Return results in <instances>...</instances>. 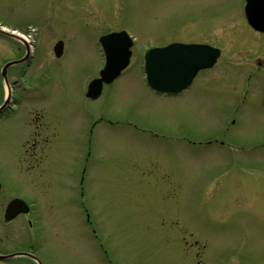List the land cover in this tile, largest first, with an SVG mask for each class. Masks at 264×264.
Returning <instances> with one entry per match:
<instances>
[{"label": "rangeland", "instance_id": "374dc122", "mask_svg": "<svg viewBox=\"0 0 264 264\" xmlns=\"http://www.w3.org/2000/svg\"><path fill=\"white\" fill-rule=\"evenodd\" d=\"M235 1L0 0V20L5 25L28 30L29 39L27 25L37 29L33 61L19 67L22 78L36 73L42 58L53 64L51 85L26 94L19 116L24 122L29 109L35 110L41 121L51 118L56 126L58 138L49 135L46 154L32 156L36 171L17 169L22 129L7 122L0 127V160L24 185L32 180L38 192L43 189L52 231L48 240L52 264H100L98 257L105 264L87 226L81 224L80 197L67 176L77 159L72 141L83 126L88 130L94 118L103 119L94 128L93 149L99 160L93 171L99 185L95 179L96 197L90 201L85 195L84 206L89 211L93 207L92 217L104 229L100 237L111 260L116 264H264V148L248 150L254 134L264 135V117L253 110L259 105L248 104L237 125L228 129L232 139L247 140L242 150L230 152L191 142L206 138L215 123L221 124V112L209 111L207 100L213 96L212 101L232 105L223 91L207 99L206 79L212 77L208 74L183 97L152 92L137 67L105 85L95 101L84 94L102 62L92 37L108 23L131 25L145 38L172 35L177 26H202L213 29L203 38L220 44L226 59L236 49L259 53L261 41L252 44L238 31L242 19ZM225 11L230 18L239 13L238 18H222L216 25L214 20ZM58 38L65 47L56 59L52 46ZM13 44L0 35V64L18 54ZM246 57L221 61L213 69L219 74L227 69L228 89ZM263 77L264 73L258 76V82ZM23 79L17 80L20 85Z\"/></svg>", "mask_w": 264, "mask_h": 264}, {"label": "flooded vegetation", "instance_id": "af4514ba", "mask_svg": "<svg viewBox=\"0 0 264 264\" xmlns=\"http://www.w3.org/2000/svg\"><path fill=\"white\" fill-rule=\"evenodd\" d=\"M220 5L223 10V4L221 3ZM235 6L236 9L240 10L239 13L242 19L241 25H238L240 26L238 31L243 33L244 36L249 37L244 39L252 44H256L261 41L259 53L257 51L252 52L248 48V50L245 51L242 49H236L230 51L229 54L227 53L229 59H226V53L223 52V47L220 44L208 42L207 40H204L205 38H203L206 37L205 35L208 32L213 31V29H207L202 26H185L182 28L177 26V32H174L172 35H164L157 38H145L141 36L139 30L131 25H127L125 23L112 25L108 23L104 29L93 35L92 39L94 41L99 40V44L101 42L110 44L130 43V46L127 47L129 51V62H131L132 59H141L142 57L141 48L134 46V44L144 45L153 43L157 45H165L169 43H197L210 45L216 48L218 50V54L214 63L212 66L202 68L196 72L188 92H190L195 86L198 87L199 82H202L204 79L203 76L208 74L212 77H208L206 79L207 85L205 89L208 93L206 95L207 99H209V97L213 94L220 95L223 91L224 97L232 100V105L230 106L225 104L223 100L216 99L212 101L213 96L211 100H207L208 104H206L209 105L210 111H213L215 108L216 111L221 112L219 120L221 121V124L217 126V123H215V131L213 132L214 136H211V139L207 140V142L209 144H214L217 147L226 149L227 151L235 152L242 150L241 147L245 144L243 142H247V140L244 139L241 143H239L237 139H232L230 137L231 133L228 129L237 125L238 115L242 111L245 112L244 109L246 106L248 107V104L253 103L255 106L259 105V110H253L258 111L264 117V105L260 100V93L264 88V77L259 80V82L257 80V77L264 73V52H262L264 50V47L262 48L264 31L255 29L246 21L245 15L242 12L244 0H236ZM239 13L233 14L230 18V15L228 16V12L225 11L221 18L214 20V23L217 25V22L222 18L228 20L229 18L231 20L236 19L238 18ZM122 30L125 31L126 35L122 33ZM110 33H120L121 36L119 35L109 39H101L100 41V38ZM127 36L129 38H127ZM254 36H257L258 38H252ZM13 45L15 46L18 54L4 60V62L0 64V127L3 128V124L7 122L9 127L12 125L22 129V143L17 156V169L20 171L23 169L22 172L26 173V170L33 171L36 168V158L35 156L32 157L34 153L39 152L40 154H46L43 151H46L45 146H47L49 135L52 134V138L56 137V126L54 127V124H52L51 118L48 119L47 122L41 121L40 116L36 115L37 111L30 109L27 120H24V122L19 121V116L22 114L21 109L23 108L21 105L26 102L24 97H26V94L29 92L36 91L37 72L32 73V75L27 74L24 79L22 78L24 76H22L24 71L21 70L23 71L21 72L19 67L24 63L28 65L29 63L31 64L34 54L25 52L21 45L16 41H14ZM112 49L118 52L116 47ZM249 51L252 54H249ZM207 55L208 54H205L203 56L206 57ZM245 55H247V57L241 60L242 66L240 65V62L237 64L240 66L234 74V83L232 88L228 89V83L225 82V80L228 79L227 69L226 71H222L221 74L215 72L213 69L218 68L217 66L221 61L229 63L228 61H231V58L237 56L244 57ZM42 59L41 66L38 71H41L42 66L46 65L45 59ZM9 60H13L15 62L5 68H2V65ZM49 71L51 72L52 69L49 68L48 70L46 67L45 73H49ZM212 72H214V75H211ZM224 75L225 79L223 78ZM19 78L24 80V83H22L23 85L18 83L17 80ZM257 91L259 92L258 97L256 96ZM247 96L248 98L245 99ZM256 99L258 103L257 105L254 103ZM44 104L47 105L46 107H48L49 110L52 109V105L49 101L45 100ZM96 123L97 122L94 118L89 123L87 131V127L84 128L83 126L82 133L77 136L76 141H72L74 147L73 152L79 156L76 166L80 169V171H83L84 166L88 161L87 157L90 154L88 146L96 144L95 139L97 137L92 133V129L95 128ZM257 137H261L263 139L255 140ZM251 138L253 139V142L250 143L251 147L248 150L252 152L257 148H264L263 134H254ZM261 141H263V143H260ZM85 145L88 149L87 152H85ZM50 147L51 145L49 144V149ZM251 152L247 151L246 153L251 155ZM50 153L51 150L48 152L47 162L44 167L49 161ZM92 167H96V165L92 164ZM9 170L11 169H9V167L0 160V264H37L36 260L32 258V255L39 257L40 264H52L54 260L50 259L51 257L49 256H52L53 252L50 247H48V240L52 236V231L50 219L48 217V203L46 198L41 194L43 189L38 192L35 185H33L32 180L31 183H25L24 185L21 181L17 180L15 176L13 177ZM93 174H95L94 171ZM95 177L96 176H94V178ZM91 182L93 183L94 180L92 179ZM45 186L46 185H43V187ZM14 199L21 200L19 201V210H9L6 212L9 202Z\"/></svg>", "mask_w": 264, "mask_h": 264}, {"label": "water", "instance_id": "95a60500", "mask_svg": "<svg viewBox=\"0 0 264 264\" xmlns=\"http://www.w3.org/2000/svg\"><path fill=\"white\" fill-rule=\"evenodd\" d=\"M153 66H151L148 62V68H151L152 69ZM120 67H115L114 68L112 67L111 63H108L107 64V67L105 69V72L102 74L103 78L105 80H109L111 77H113L116 73H117V70L119 69ZM154 68V67H153ZM156 68V66H155ZM170 80H173V77H169ZM148 80L150 82V84L152 85H155V86H160V87H163L164 84H168V83H163L161 80H162V77L159 76L158 74H156V72H154L153 70L149 71L148 72Z\"/></svg>", "mask_w": 264, "mask_h": 264}, {"label": "bare ground", "instance_id": "6f19581e", "mask_svg": "<svg viewBox=\"0 0 264 264\" xmlns=\"http://www.w3.org/2000/svg\"><path fill=\"white\" fill-rule=\"evenodd\" d=\"M0 29H3L4 30V27L2 26V27H0ZM26 39H27V37H26ZM63 54V53H62ZM62 56V55H61Z\"/></svg>", "mask_w": 264, "mask_h": 264}]
</instances>
